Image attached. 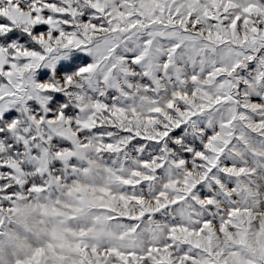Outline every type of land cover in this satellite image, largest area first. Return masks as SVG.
<instances>
[{"label":"snow or ice","instance_id":"1","mask_svg":"<svg viewBox=\"0 0 264 264\" xmlns=\"http://www.w3.org/2000/svg\"><path fill=\"white\" fill-rule=\"evenodd\" d=\"M0 264H264V0H0Z\"/></svg>","mask_w":264,"mask_h":264}]
</instances>
